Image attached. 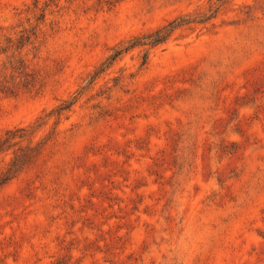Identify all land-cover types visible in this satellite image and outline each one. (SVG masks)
I'll return each mask as SVG.
<instances>
[{"label": "rangeland", "instance_id": "obj_1", "mask_svg": "<svg viewBox=\"0 0 264 264\" xmlns=\"http://www.w3.org/2000/svg\"><path fill=\"white\" fill-rule=\"evenodd\" d=\"M0 264H264V0H0Z\"/></svg>", "mask_w": 264, "mask_h": 264}, {"label": "trees", "instance_id": "obj_2", "mask_svg": "<svg viewBox=\"0 0 264 264\" xmlns=\"http://www.w3.org/2000/svg\"><path fill=\"white\" fill-rule=\"evenodd\" d=\"M160 40H162V38H161V39H157V40L155 41V43L158 42V41H160Z\"/></svg>", "mask_w": 264, "mask_h": 264}]
</instances>
